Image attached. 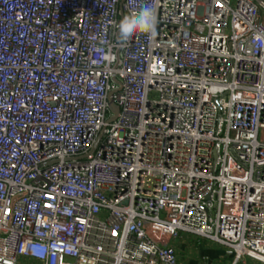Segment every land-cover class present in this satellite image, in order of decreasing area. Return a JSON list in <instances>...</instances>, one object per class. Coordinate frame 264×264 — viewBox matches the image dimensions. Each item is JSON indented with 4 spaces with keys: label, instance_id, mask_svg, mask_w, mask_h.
I'll use <instances>...</instances> for the list:
<instances>
[{
    "label": "built area",
    "instance_id": "obj_1",
    "mask_svg": "<svg viewBox=\"0 0 264 264\" xmlns=\"http://www.w3.org/2000/svg\"><path fill=\"white\" fill-rule=\"evenodd\" d=\"M180 233L264 264V0H0V264H177Z\"/></svg>",
    "mask_w": 264,
    "mask_h": 264
},
{
    "label": "crops",
    "instance_id": "obj_2",
    "mask_svg": "<svg viewBox=\"0 0 264 264\" xmlns=\"http://www.w3.org/2000/svg\"><path fill=\"white\" fill-rule=\"evenodd\" d=\"M205 239L188 233H180L172 242L177 253V264H233L231 250L224 251L213 243H205ZM235 264H263L250 257Z\"/></svg>",
    "mask_w": 264,
    "mask_h": 264
},
{
    "label": "clouds",
    "instance_id": "obj_3",
    "mask_svg": "<svg viewBox=\"0 0 264 264\" xmlns=\"http://www.w3.org/2000/svg\"><path fill=\"white\" fill-rule=\"evenodd\" d=\"M157 22L155 3L142 7L138 14L126 17L120 22L122 37H130L136 31L152 32Z\"/></svg>",
    "mask_w": 264,
    "mask_h": 264
},
{
    "label": "water",
    "instance_id": "obj_4",
    "mask_svg": "<svg viewBox=\"0 0 264 264\" xmlns=\"http://www.w3.org/2000/svg\"><path fill=\"white\" fill-rule=\"evenodd\" d=\"M108 100H109V109L113 113V116L109 118V121H113L117 116L119 109L118 106L115 103H113L111 100V92L108 94Z\"/></svg>",
    "mask_w": 264,
    "mask_h": 264
},
{
    "label": "rangeland",
    "instance_id": "obj_5",
    "mask_svg": "<svg viewBox=\"0 0 264 264\" xmlns=\"http://www.w3.org/2000/svg\"><path fill=\"white\" fill-rule=\"evenodd\" d=\"M205 241H206L205 243H209V242H210V243H213V245H215V246H220V247L224 248V249H222V250H224V251H227V252L229 251V249H227V248H225V247H223V246H221V245H218L217 243H214V242L209 241V240H206V239H205ZM22 261H23V260L20 261V264H22ZM211 264H214V263L212 262Z\"/></svg>",
    "mask_w": 264,
    "mask_h": 264
}]
</instances>
